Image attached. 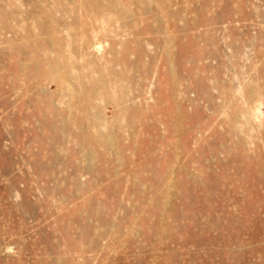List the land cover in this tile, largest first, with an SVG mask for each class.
I'll return each mask as SVG.
<instances>
[{
	"label": "rangeland",
	"instance_id": "374dc122",
	"mask_svg": "<svg viewBox=\"0 0 264 264\" xmlns=\"http://www.w3.org/2000/svg\"><path fill=\"white\" fill-rule=\"evenodd\" d=\"M0 264H264V0H0Z\"/></svg>",
	"mask_w": 264,
	"mask_h": 264
},
{
	"label": "bare ground",
	"instance_id": "6f19581e",
	"mask_svg": "<svg viewBox=\"0 0 264 264\" xmlns=\"http://www.w3.org/2000/svg\"><path fill=\"white\" fill-rule=\"evenodd\" d=\"M73 67H74V66H73ZM79 68H80V67H79ZM70 69H71V68H69V70H70ZM79 72H80V71H79ZM66 74H67V73H66ZM80 77H81V76H80ZM80 80H81V78H80ZM80 83H81V82H80ZM50 84H51V83H50ZM57 87H58V86H57ZM57 87H56V88H57ZM101 88L103 89V86H102ZM101 88H99V89H101ZM97 89H98V88H97ZM95 91L98 92L97 90H95ZM102 93H103V92H102ZM102 93H101V94L98 93V94H99V95H103ZM82 94H83V93H82ZM82 94H81V95H82ZM94 94H95V92H94ZM85 95H87V94H85ZM96 95H97V93H96ZM110 95H111V94H110ZM96 97H97V96H96ZM81 98H82V96H81ZM89 98H90V97H89ZM102 98H103V97H102ZM102 98H101V99H102ZM108 98H109V97H108ZM108 98H107V99H108ZM90 99H91V98H90ZM90 99H89V100H90ZM103 99H104V98H103ZM78 100H79V99H77V104H78ZM97 100H98V99H97ZM95 101H96V99H95ZM103 101H105V100H103ZM90 102H91V100H90ZM87 103H88V102H87ZM77 104H76V105H77ZM84 104H85V103H84ZM113 104H114V103H113ZM79 105H80V104H79ZM85 105H86V104H85ZM95 105H96V104H95ZM109 105H110V104H109ZM98 106H99V105H98ZM90 107H91V106H90ZM115 107H116V106H115ZM68 109H69V108H68ZM84 109H85V108H84ZM90 109H91V108H90ZM66 111H67V110H66ZM92 111H93V110H92ZM67 112H69V111H67ZM67 112H66V113H67ZM72 113H73V112H72ZM83 113H85V112H83ZM71 115H72V114H71ZM71 115H70V116H71ZM97 116H98V115H97ZM68 117H69V116H68ZM73 119H74V117H73ZM85 119H86V118H85ZM101 119H103V118H101ZM121 119H122V118H121ZM99 120H100V118H99ZM103 120H104V119H103ZM103 120H102V122H103ZM105 120H106V119H105ZM105 120H104V121H105ZM70 121H71V119H70ZM85 121H86V120H85ZM105 124H106V121H105ZM105 124H103V126H105ZM107 124H108V123H107ZM116 124H117V122H116ZM87 126H88V124H87ZM106 126H107V125H106ZM112 128H113V127H112ZM102 131H103V130H102ZM111 131H112V130H111ZM125 132H126V131H125ZM115 133H116V132H115ZM123 133H124V132H123ZM113 135H114V134H113ZM116 135H117V134H116ZM116 135H114V136H116Z\"/></svg>",
	"mask_w": 264,
	"mask_h": 264
}]
</instances>
